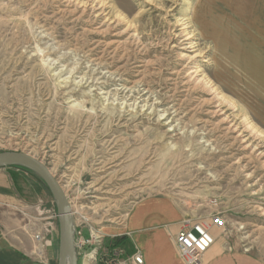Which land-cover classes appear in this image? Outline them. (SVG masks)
Instances as JSON below:
<instances>
[{
  "label": "rangeland",
  "instance_id": "obj_1",
  "mask_svg": "<svg viewBox=\"0 0 264 264\" xmlns=\"http://www.w3.org/2000/svg\"><path fill=\"white\" fill-rule=\"evenodd\" d=\"M5 151L41 160L102 245L165 198L264 262V0H0ZM4 168L19 204L0 220L56 216Z\"/></svg>",
  "mask_w": 264,
  "mask_h": 264
},
{
  "label": "crops",
  "instance_id": "obj_2",
  "mask_svg": "<svg viewBox=\"0 0 264 264\" xmlns=\"http://www.w3.org/2000/svg\"><path fill=\"white\" fill-rule=\"evenodd\" d=\"M11 174L0 168V205L18 203V195L12 185ZM13 214V213H12ZM39 212L33 222L21 224L19 218L2 213L0 220V264H57L59 248L58 224L47 217L43 222ZM48 214V213H47ZM12 216V215H11ZM185 214L170 200L147 198L137 203L128 213L119 236L125 237L124 245L110 250L123 252V257L140 253L143 264H184L175 248V237ZM41 217V218H40ZM50 218V219H49ZM47 227L49 232L42 254L36 253L33 235ZM85 233V232H84ZM87 236V233H85ZM214 242L202 255L199 264H264L256 255L242 251L233 241H227L213 230ZM92 247H95L93 245ZM111 257V256H110ZM82 260L78 258L77 264Z\"/></svg>",
  "mask_w": 264,
  "mask_h": 264
},
{
  "label": "built area",
  "instance_id": "obj_3",
  "mask_svg": "<svg viewBox=\"0 0 264 264\" xmlns=\"http://www.w3.org/2000/svg\"><path fill=\"white\" fill-rule=\"evenodd\" d=\"M51 217L56 218L57 216ZM72 217L74 220L75 250L77 257L82 260V264H143L142 256L138 252L122 258L123 252H111L110 250L113 249L108 248L105 244L102 245L99 241H93L91 231L87 232V236L85 235L73 211ZM223 229H225V221L220 215L211 216L206 221L184 220L175 237V248L179 258L184 264H199L202 255L214 242L212 231ZM48 235L47 227L40 229L33 235L37 254L43 253ZM93 245L95 247H92Z\"/></svg>",
  "mask_w": 264,
  "mask_h": 264
},
{
  "label": "water",
  "instance_id": "obj_4",
  "mask_svg": "<svg viewBox=\"0 0 264 264\" xmlns=\"http://www.w3.org/2000/svg\"><path fill=\"white\" fill-rule=\"evenodd\" d=\"M19 166L34 172L49 190L56 210L59 229L57 264H77L75 250L74 220L70 203L47 166L34 156L17 151L0 152V168Z\"/></svg>",
  "mask_w": 264,
  "mask_h": 264
},
{
  "label": "trees",
  "instance_id": "obj_5",
  "mask_svg": "<svg viewBox=\"0 0 264 264\" xmlns=\"http://www.w3.org/2000/svg\"><path fill=\"white\" fill-rule=\"evenodd\" d=\"M8 167L16 168V169H19V170H28L26 168L19 167V166H8ZM28 171H30V170H28ZM30 172H32V171H30ZM11 178L15 180L16 179V176L14 174H11ZM38 180L43 184V186L48 191L47 187L44 185V183L42 182V180L40 178H38ZM124 242H125V237H114V238H111V239H109L107 241L106 246L108 248H110V249H114V248H118V247H121L122 245H124Z\"/></svg>",
  "mask_w": 264,
  "mask_h": 264
},
{
  "label": "bare ground",
  "instance_id": "obj_6",
  "mask_svg": "<svg viewBox=\"0 0 264 264\" xmlns=\"http://www.w3.org/2000/svg\"><path fill=\"white\" fill-rule=\"evenodd\" d=\"M102 8V7H101ZM183 26V25H182ZM183 30V29H182ZM185 31V30H184ZM190 38H191V36H189ZM186 39V38H185ZM188 40V39H187ZM196 55V54H195ZM198 56V55H197ZM197 75V74H196ZM195 79V78H194ZM224 120V119H223ZM230 128V127H229ZM235 128V127H234ZM237 131V130H236ZM234 133V132H233ZM239 135V134H238ZM237 135V136H238ZM246 142V141H245ZM71 214H72V212H71Z\"/></svg>",
  "mask_w": 264,
  "mask_h": 264
}]
</instances>
